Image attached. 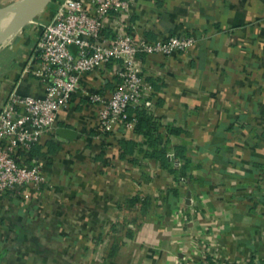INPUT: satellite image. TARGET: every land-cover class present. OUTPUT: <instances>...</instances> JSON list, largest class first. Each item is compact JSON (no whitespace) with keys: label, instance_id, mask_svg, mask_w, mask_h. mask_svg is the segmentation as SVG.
<instances>
[{"label":"crops","instance_id":"1","mask_svg":"<svg viewBox=\"0 0 264 264\" xmlns=\"http://www.w3.org/2000/svg\"><path fill=\"white\" fill-rule=\"evenodd\" d=\"M59 1L0 46V110L12 92L44 94L35 49ZM122 21L151 42L196 38L188 52L140 57L152 90L137 108L172 168L185 147L187 181L150 155L143 129L100 134V104L83 90L108 98L116 63L87 73L56 127L17 151L45 161L46 182L0 197V264H264V0H130Z\"/></svg>","mask_w":264,"mask_h":264},{"label":"built area","instance_id":"2","mask_svg":"<svg viewBox=\"0 0 264 264\" xmlns=\"http://www.w3.org/2000/svg\"><path fill=\"white\" fill-rule=\"evenodd\" d=\"M129 10L130 0L58 2L35 49L32 74L42 84L44 94L12 92L0 110V197L22 186L38 189L46 182L45 161L22 164L17 151H29L56 127L60 111L80 90L83 75L116 63L112 70L115 85L108 98L99 91L83 92L100 104V134L113 132L118 125L133 130L137 119L134 114L130 118L129 109L137 108L145 93L152 90L145 81L140 57L185 53L196 42L195 37L185 35L151 42L128 32L122 15ZM108 27L114 32L111 39L104 34Z\"/></svg>","mask_w":264,"mask_h":264},{"label":"water","instance_id":"3","mask_svg":"<svg viewBox=\"0 0 264 264\" xmlns=\"http://www.w3.org/2000/svg\"><path fill=\"white\" fill-rule=\"evenodd\" d=\"M50 2L51 0H18L8 6L1 7L0 46L48 7ZM4 22L6 24L2 26ZM57 133L63 138L72 139L76 132L68 128H59Z\"/></svg>","mask_w":264,"mask_h":264},{"label":"trees","instance_id":"4","mask_svg":"<svg viewBox=\"0 0 264 264\" xmlns=\"http://www.w3.org/2000/svg\"><path fill=\"white\" fill-rule=\"evenodd\" d=\"M134 117L137 119L134 129H143L144 134L148 137V145L152 148V152L150 153L151 156H154L155 158L161 160V163L163 167H165L170 173L174 174L176 177V180L180 181H187L186 178V171L188 169L189 164V158L185 157V147H177L176 156L180 157L181 159H185V163L179 167V168H172L173 162L169 159L168 155L166 154V148H160L159 146V139L153 136V127L148 126L146 115L143 111H141L139 108H136L134 110ZM129 116L131 118V114L129 113ZM35 146V145H34ZM183 179V180H182ZM174 193H177L176 190L173 191ZM139 198H136L135 201H138ZM145 203H143V206L149 207L152 203V198L150 196L146 197Z\"/></svg>","mask_w":264,"mask_h":264},{"label":"rangeland","instance_id":"5","mask_svg":"<svg viewBox=\"0 0 264 264\" xmlns=\"http://www.w3.org/2000/svg\"><path fill=\"white\" fill-rule=\"evenodd\" d=\"M18 0H0V8L1 7H5V6H8L14 2H16ZM48 12V7H46L40 14H38V16L34 17L30 22H28L24 27V29H22L21 31H19L18 34H23V32L25 30H30L36 26H39L40 23L42 22L43 20V17L45 16V14ZM24 30V31H23Z\"/></svg>","mask_w":264,"mask_h":264},{"label":"bare ground","instance_id":"6","mask_svg":"<svg viewBox=\"0 0 264 264\" xmlns=\"http://www.w3.org/2000/svg\"><path fill=\"white\" fill-rule=\"evenodd\" d=\"M5 24H6V22H4V23L2 24V26L5 25Z\"/></svg>","mask_w":264,"mask_h":264}]
</instances>
